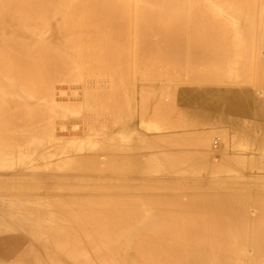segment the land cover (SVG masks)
Listing matches in <instances>:
<instances>
[{
    "label": "bare ground",
    "instance_id": "1",
    "mask_svg": "<svg viewBox=\"0 0 264 264\" xmlns=\"http://www.w3.org/2000/svg\"><path fill=\"white\" fill-rule=\"evenodd\" d=\"M0 264H264V0H0Z\"/></svg>",
    "mask_w": 264,
    "mask_h": 264
},
{
    "label": "rangeland",
    "instance_id": "2",
    "mask_svg": "<svg viewBox=\"0 0 264 264\" xmlns=\"http://www.w3.org/2000/svg\"><path fill=\"white\" fill-rule=\"evenodd\" d=\"M129 45H130V44L128 43V44L122 46L121 50H122V51L124 50V51H123L124 56H123L122 53H121L122 51H120L121 55H119V57L121 56L120 58H123V57H124V58H123V64L125 65V68H124V69L126 70L125 72H128V71H129V70H127L128 67H129V63L132 62L133 60H136V59L138 60V57L141 56V53H139L140 56H138V52H140L139 46H135L134 48H133V46H130V47H132V49H131V48L129 47ZM131 45H135V44H131ZM125 47H127V48H125ZM128 48H130V49H128ZM128 50H130V52H131V53L129 52L130 55H129V53L127 52ZM138 50H139V51H138ZM125 51H126V52H125ZM133 51H135L136 54L133 53ZM127 53H128V54H127ZM132 53L134 54L133 56H132ZM127 56H128V57H127ZM134 56L136 57V59H132V58H135ZM126 57H127L128 59H129V57H131L130 60H132V61H129L128 59H126V60H128V61H126V60H125ZM125 62H127V63L125 64ZM113 94H114V93H113V91H112V92L110 93V96L113 97V96H112ZM137 94L139 95V92H137ZM65 96H66L68 99H67ZM65 96H64V99H65V98H66V99H65V100H62V102H64L66 105H69V104H70V105H80L81 100H80V101H74V102H75V103H74V102H73L74 99H73L72 97H70L69 94H67V95H65ZM136 97H137V98H136L137 100H140V97H139V96H136ZM69 98H70V100L73 99V100H71L72 102L69 100ZM121 98H122V97H121ZM123 100H124V98H123ZM65 101H66V102H65ZM67 101H68V102H67ZM123 102H124V101H123ZM123 102H122V103H123ZM81 105H82V103H81ZM136 105H137V104H136ZM137 109H138V110H136V111L138 112V114H137V116L134 118V119H135V122H134V120H133V122H134V123L137 122L136 125L138 126V125H139V122H140V119H139V118H140V117H139V116H140V115H139L140 106L137 107ZM204 109H207V108H204ZM219 111H220V109H219V110H216L215 112H214V110H210L209 113H211L212 115L215 116L216 114H218ZM137 112H135V113H137ZM209 113H207V114H209ZM151 119H153L154 121L156 120V118H155V119H154V118H151ZM247 121H249V122H247V125H248V126H249L250 123H254V120H247ZM69 126H70V125H69ZM220 126L223 128V130H221V128H219V130H218V129H216V130H218V132L221 130V131L219 132V134H217V135H219V138H220V140H221V138H224V137H222V136H223V135L225 136V134H227V132H225V131H226V130H229V128L227 129L228 125H226L227 127H226V126H223V124H221ZM224 127H226V128H225V129H226L225 131H224ZM211 128H212L211 126H208V128H207L208 130L206 129V131H209V132L212 131ZM210 129H211V130H210ZM213 130H214V128H213ZM223 131H224V132H223ZM65 132H66V131H64V132H60L59 134H60V135H65L63 138H65V137L69 138V137H70L69 134H70L71 132H76V131H69V132L67 131L66 133H65ZM222 132H223V133H222ZM67 133H68V134H67ZM206 133H207V132H206ZM224 133H225V134H224ZM220 134H221L222 136H221ZM245 134H246L245 132H240V133H238L237 136H235V138H236V139H235L234 137H232V136H233V133H232V135H231V132H230V134L228 133V135H229V137H230L229 139H231V140L227 143V144H228V147H229L230 149H231V148H233V149H234V148H237V149H238V150L236 151V149H234V150L231 149V150H230V149L228 148L230 152H231V151H232V152H235V151H236V152H240L239 150H242V149H239V148H241V147H239V146H241L242 143H246ZM71 137H72V136H71ZM241 137H242V138H241ZM233 138H234L235 140H233ZM241 139H242V142H240ZM244 139H245V140H244ZM222 140H223V139H222ZM222 140L220 141L221 143H222ZM225 142H226V140H225ZM231 142H232V143H231ZM230 143H231V144H230ZM234 143H235V145H234ZM236 144H239V146L236 145ZM229 145H230V146H229ZM231 146H232V147H231ZM217 159H220V155H217V158H214V160L216 161V163H217ZM222 161H223V160H221V161L219 162V160H218L219 163H221ZM249 162H250V159H248V162H247V163H248V164H247L248 166L253 165L252 162H250V164H249ZM247 165H246V170H247V168L250 170V169L253 167V166H250V167H251V168H250V167H248ZM56 166H57V165H56ZM58 167L60 168L61 165L59 164ZM249 170H247L248 173H249ZM253 170L256 171L254 168H253ZM253 170H252V172H253ZM261 171H262V170H261Z\"/></svg>",
    "mask_w": 264,
    "mask_h": 264
}]
</instances>
